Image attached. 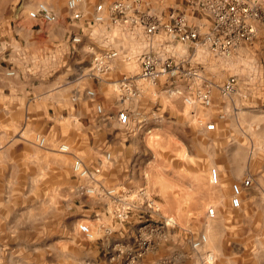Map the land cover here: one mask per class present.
I'll return each mask as SVG.
<instances>
[{
    "label": "rangeland",
    "instance_id": "obj_1",
    "mask_svg": "<svg viewBox=\"0 0 264 264\" xmlns=\"http://www.w3.org/2000/svg\"><path fill=\"white\" fill-rule=\"evenodd\" d=\"M86 1L88 18L72 25L67 0H0V48L58 52L54 76L62 86L59 107L50 110L59 121L48 115L45 122L35 119L41 105H31L34 115L12 136H0V264H205L211 250L216 264H264V0H257L253 42L228 55L196 58L217 84L237 77L230 94L213 88L210 105L186 102L183 96L191 90L170 87L166 78L137 79L132 93L125 92L118 81L138 72L135 59L116 60L113 73L104 74L110 81L93 84L89 50L99 49L102 36L90 18L99 0ZM40 3L55 11L56 22L29 16ZM144 4L151 12L208 21L192 0ZM39 24L43 33L36 31ZM71 31L82 34L77 46L68 42ZM131 43L130 51H138L139 42ZM193 48L179 50L193 54ZM75 89L82 93L76 100ZM37 92L31 90L32 100ZM91 98L96 114L117 116L129 109L130 124L110 119L115 130L108 137L84 132L85 120H70L82 128H69L62 115L75 118L89 111ZM211 123L215 129L207 130ZM63 144L69 151L61 150ZM77 158L90 173L74 169ZM239 166L243 174L237 179L233 171ZM213 167L220 174L217 185L209 178ZM246 179L250 185L235 208L232 184ZM211 206L215 219L207 215ZM209 222L220 252L205 242L195 246ZM80 224H87L91 235Z\"/></svg>",
    "mask_w": 264,
    "mask_h": 264
},
{
    "label": "built area",
    "instance_id": "obj_2",
    "mask_svg": "<svg viewBox=\"0 0 264 264\" xmlns=\"http://www.w3.org/2000/svg\"><path fill=\"white\" fill-rule=\"evenodd\" d=\"M83 1L67 0L72 25L87 17L83 11ZM192 3L205 18L203 20L208 21L195 23L186 14L178 12L168 15L151 12L145 8L144 0H99L94 4L90 25L101 29L102 39L98 50H95V46L89 50L92 59L87 74L92 78L102 79L112 68L114 60L121 58L130 62L135 59L138 72L124 74L118 81L119 86L129 94L137 79L157 82L161 78H166L170 87L187 86L191 92L183 97L192 104L210 105L213 88L216 86L222 94H230L237 85L236 75H231L222 85L217 84L207 77L210 70L197 62L196 58L203 54L228 55L241 45L253 42L257 36L256 19L260 12L258 1L192 0ZM29 16L48 23L58 19L55 11L45 3H40ZM82 38L81 33L71 31L68 42L77 46ZM132 41L140 44L136 52L130 51ZM189 44L195 48L193 54L187 51L181 53L180 45ZM87 93L94 95L92 90ZM117 120L122 126H128L132 120L130 110H120ZM206 129H215V124H208ZM61 150L69 151V146L63 144ZM74 169L80 174L90 173L79 158L75 160ZM209 178L214 185L220 183L217 168L210 170ZM249 185L250 179L232 184L233 207L241 206L243 193ZM118 215L123 217L126 212ZM207 215L216 216L215 207H209ZM79 227L84 234L91 235L87 224H80ZM205 240L202 235L195 246H201ZM211 254V251L206 252L205 264H215L216 258Z\"/></svg>",
    "mask_w": 264,
    "mask_h": 264
},
{
    "label": "crops",
    "instance_id": "obj_3",
    "mask_svg": "<svg viewBox=\"0 0 264 264\" xmlns=\"http://www.w3.org/2000/svg\"><path fill=\"white\" fill-rule=\"evenodd\" d=\"M39 25L40 28H37L36 31L43 33V25ZM27 51L29 52L20 50L19 48H16V50L11 48H0V121L2 124L0 136L6 138L15 133V129L22 121L29 120L31 114L34 115V112L30 110L31 105H41L36 107L37 114L39 112L41 115L39 116L38 114L35 119L45 122L48 115L49 120L59 121V115L56 111L52 114L50 113V110L59 107L60 100L58 99L62 95L60 78L54 76L56 66L59 63L58 52L45 50L41 53H37L32 50ZM74 51L75 50H73V52ZM11 70L15 71V73L10 74L9 72H11ZM113 71L114 69L112 68L107 74L113 73ZM109 79H111L109 76H104L102 79H96V83L93 82V84L98 85L103 82V80L110 81ZM84 88L86 89V86ZM32 89L39 90V92L33 93V98H35L33 100L31 96ZM80 91L81 90L75 89L73 95V97H75L73 98L74 100L82 96V93H78ZM94 101L95 98H91L90 104L86 102V104L89 105V111L80 112L76 114L75 118H71L70 116L66 118L64 115H62V117L69 121V128L74 126L70 123V120H85L86 125L83 128L80 125H75L73 128L79 129L80 127L84 132L96 131L95 136L101 135L103 137H108L111 130H115L112 125H109L110 119L112 120L115 117V120H117V116L115 114L107 115L106 112L103 114L94 113L92 110ZM46 108L49 111L48 114L46 113ZM99 110H101L100 106ZM218 118L223 119L224 116L220 114ZM102 120H105L107 123L102 124ZM69 135L72 136L71 134ZM112 136L113 135H110V137ZM257 183L259 182L257 181Z\"/></svg>",
    "mask_w": 264,
    "mask_h": 264
},
{
    "label": "bare ground",
    "instance_id": "obj_4",
    "mask_svg": "<svg viewBox=\"0 0 264 264\" xmlns=\"http://www.w3.org/2000/svg\"><path fill=\"white\" fill-rule=\"evenodd\" d=\"M83 11H84V13L85 14H87V13H89V10H90V8H89V5H87V1L86 0H84L83 1ZM118 59H121V58H118ZM118 59H116V60H118ZM116 60H114V64H115V61ZM233 174L235 175V177L237 178V179H240L241 178V175L243 174V170H242V168L239 166V167H236V169L233 171ZM210 217V216H209ZM211 219H215V216L214 217H211ZM214 224H213V222H209L208 224H207V227H206V234H204V236H205V243L204 244H206V245H213V246H215V249L217 248V246L216 245H214V243H215V239H214V236H213V233H212V230H213V228H214V226H213ZM203 244V245H204ZM202 246V245H201ZM217 251H219L220 252V248H217ZM211 255H212V257L214 258L215 257V255H216V252L214 251L213 252V250H211ZM215 264H216V262H215Z\"/></svg>",
    "mask_w": 264,
    "mask_h": 264
}]
</instances>
